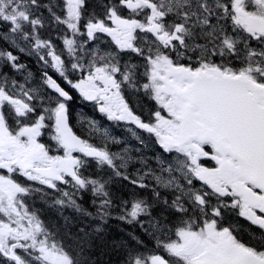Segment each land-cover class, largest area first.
Wrapping results in <instances>:
<instances>
[{
    "label": "snow or ice",
    "instance_id": "6c2138e0",
    "mask_svg": "<svg viewBox=\"0 0 264 264\" xmlns=\"http://www.w3.org/2000/svg\"><path fill=\"white\" fill-rule=\"evenodd\" d=\"M0 264H264V0H0Z\"/></svg>",
    "mask_w": 264,
    "mask_h": 264
},
{
    "label": "trees",
    "instance_id": "16d2710c",
    "mask_svg": "<svg viewBox=\"0 0 264 264\" xmlns=\"http://www.w3.org/2000/svg\"><path fill=\"white\" fill-rule=\"evenodd\" d=\"M31 63L32 62H29V68H31L32 70H35L36 67L33 64H31ZM129 187H131V186H129L128 184H126L124 182L116 183L113 186L114 191L116 193L118 192V194H125V195L130 190ZM41 216H42V219L44 221H46L47 223H49L53 228H56L57 224L63 225V223H64L62 217H60V215L57 212H55V211L53 212V211L45 210L44 212L41 213ZM106 227H107L108 233H109V235L111 237L119 238V237L125 236L126 233H128L129 231H136L137 234L143 236L142 232H140L139 229H133L132 226L126 225V224L124 225V224H122L121 222H119L117 220H113L108 225H106ZM107 259H108V257H105V260H107ZM112 259L116 260L118 258L113 256Z\"/></svg>",
    "mask_w": 264,
    "mask_h": 264
},
{
    "label": "rangeland",
    "instance_id": "374dc122",
    "mask_svg": "<svg viewBox=\"0 0 264 264\" xmlns=\"http://www.w3.org/2000/svg\"><path fill=\"white\" fill-rule=\"evenodd\" d=\"M45 15H47V12H46V14ZM53 39H55V36H53ZM31 58V57H30ZM36 61H38L35 57H33ZM38 63H39V65H40V67H41V64H40V62L38 61ZM42 69V68H41ZM51 71V70H50ZM39 78H40V73L36 76V81H39ZM74 118H75V123H76V125H78V118L76 117V115L74 114ZM110 123H113V122H111V121H109ZM120 128H124L123 127V125H121L120 126ZM121 132V131H120ZM125 133L127 134V132L125 131ZM145 135H147V134H145ZM45 141H47V138L45 139ZM132 144H134V145H127L128 147H143V146H141V145H139V143L134 139V138H132ZM145 147H143L142 148V150L144 151V152H146V153H148L149 155H151V152H152V148H150V147H146L145 149H144ZM117 194H118V192H117ZM119 195V194H118ZM49 200H51V198H49ZM42 205L43 206H46L48 209L49 208H53V207H51V201H49V202H46L44 199H40V200H35L34 201V204H33V207H34V209H38V208H41L42 207ZM53 209H55V208H53ZM54 211H57L56 209L54 210Z\"/></svg>",
    "mask_w": 264,
    "mask_h": 264
},
{
    "label": "flooded vegetation",
    "instance_id": "af4514ba",
    "mask_svg": "<svg viewBox=\"0 0 264 264\" xmlns=\"http://www.w3.org/2000/svg\"><path fill=\"white\" fill-rule=\"evenodd\" d=\"M130 103H131V105H132L133 107H136L138 104H140L139 102H134V101H133V102L131 101Z\"/></svg>",
    "mask_w": 264,
    "mask_h": 264
},
{
    "label": "bare ground",
    "instance_id": "6f19581e",
    "mask_svg": "<svg viewBox=\"0 0 264 264\" xmlns=\"http://www.w3.org/2000/svg\"><path fill=\"white\" fill-rule=\"evenodd\" d=\"M121 231V230H120ZM122 234V233H121Z\"/></svg>",
    "mask_w": 264,
    "mask_h": 264
}]
</instances>
